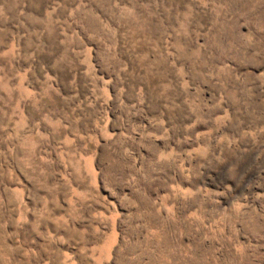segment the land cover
<instances>
[{"label":"rangeland","instance_id":"obj_1","mask_svg":"<svg viewBox=\"0 0 264 264\" xmlns=\"http://www.w3.org/2000/svg\"><path fill=\"white\" fill-rule=\"evenodd\" d=\"M0 264H264V0H0Z\"/></svg>","mask_w":264,"mask_h":264}]
</instances>
